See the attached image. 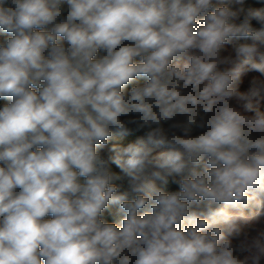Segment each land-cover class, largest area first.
Listing matches in <instances>:
<instances>
[{
  "label": "clouds",
  "instance_id": "1",
  "mask_svg": "<svg viewBox=\"0 0 264 264\" xmlns=\"http://www.w3.org/2000/svg\"><path fill=\"white\" fill-rule=\"evenodd\" d=\"M0 264H264V0H0Z\"/></svg>",
  "mask_w": 264,
  "mask_h": 264
}]
</instances>
